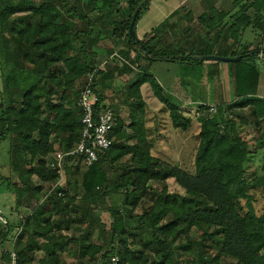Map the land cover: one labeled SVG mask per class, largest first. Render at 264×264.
<instances>
[{"label": "trees", "instance_id": "1", "mask_svg": "<svg viewBox=\"0 0 264 264\" xmlns=\"http://www.w3.org/2000/svg\"><path fill=\"white\" fill-rule=\"evenodd\" d=\"M100 1L88 0L80 5L81 0H0L3 70L0 142L10 138L11 156L26 160V164L15 163V167L19 166L16 168L21 185L1 173L0 185L7 183L15 190L16 207H20L25 197H32L49 183L44 200L20 219L21 230L14 246L16 259L13 261L8 251L4 252V257L10 264H68L66 248L75 243L78 264H114L112 258L115 256L119 257L117 264H135L145 252L146 257L152 259L151 264H264V206L258 214L250 194L252 187H262L264 191V165L263 172L252 182L246 174L249 156L264 148V97L258 94V83L254 84V80L240 73L235 75L239 63L231 62L236 79L234 95L242 103L221 101L214 113L208 112L207 103L197 105L201 127L194 174L152 155L146 138L145 101L141 91V86L149 83L155 96L169 110L173 127L188 129L192 119L163 87L151 66L160 61L202 64L201 56L214 51L220 56H241V62L253 54L264 55L262 49L234 47L247 27L264 30V0H235L230 11L210 8L209 13L197 19L206 33L204 37L197 35L198 47L190 53L180 48L172 50L166 44L168 21L152 31L155 36L149 37V34L139 39L135 33L129 38V26L136 9L140 8L137 23L151 0H128V15L122 21L111 19L115 0ZM104 7L107 13H101ZM26 11L28 14L15 17ZM176 14L178 10L171 17ZM75 18L83 26L73 24ZM100 19L112 23V35L125 40V49L120 52L129 59L134 54L141 67V72L128 82L122 94V99L138 107L139 112H131L129 126L133 131L127 133L121 117L107 104L115 114L114 140L83 173L84 194L77 201L67 189L59 187V171L47 163V157L56 149L69 150L82 137V114L76 100L86 84L87 75L94 73L93 91L97 96L94 107L98 111L106 104L105 93L99 88V77L113 74L114 70H130L117 65L107 72L96 66L91 48L101 35L92 39L91 32ZM230 43L233 45L229 46ZM144 59L150 66L140 65ZM257 74L254 71V77ZM60 91L61 97L56 98ZM235 106L251 107V114L261 127L258 137L245 138L240 123L227 116L228 109ZM129 139L134 143H126ZM128 154L132 156L131 162L125 167L130 169L122 172L119 178L110 176L112 164ZM33 176L41 183L33 180ZM168 178H175L185 194L169 193ZM150 180L159 182L162 188L149 191ZM120 187L127 189L124 205L109 206L112 219L109 230L100 229V241H88L93 223H99L100 227L106 224L95 213L96 206L105 203L109 194ZM147 198L151 205L135 214L134 210ZM82 223L86 227L79 235L62 234V227L70 230ZM11 228L8 221L4 224L0 221L1 240L8 237ZM194 228L198 236L195 240L191 238ZM107 236L110 243L105 240ZM131 238L141 248L131 247ZM210 246L216 251L208 255L205 248ZM193 248L197 249L198 256L182 257L183 250ZM40 249L45 253L35 261Z\"/></svg>", "mask_w": 264, "mask_h": 264}, {"label": "rangeland", "instance_id": "2", "mask_svg": "<svg viewBox=\"0 0 264 264\" xmlns=\"http://www.w3.org/2000/svg\"><path fill=\"white\" fill-rule=\"evenodd\" d=\"M18 2L19 0H14ZM55 1V0H54ZM74 1V0H73ZM88 1V0H87ZM100 0H96V2H99ZM166 0H160V2H164ZM170 2H173L174 0H169ZM235 0H218L220 2V5L225 8H229L231 6V3ZM101 4V1L99 5ZM28 14L24 12H19L15 14V17H22L23 15ZM187 11L186 9H181L177 16L173 17V23H177L178 25L175 27L178 32H183L181 30L185 25L190 24L193 25V23L188 22L186 17ZM184 16V17H183ZM186 27V26H185ZM198 28V26H195ZM136 34H140L141 30L138 26V28H135ZM111 34V33H110ZM170 36V37H169ZM166 36L165 40L170 43V47L173 48L171 40V35ZM174 36V35H172ZM123 46V43H121ZM119 42L112 41L109 37L108 39L104 38L103 42L100 44V46H96V49L94 50V58L96 59V66L102 68L103 70L107 71L109 69H112L113 67H118L120 69L129 68L130 70H127L128 73L132 75L133 79L139 72H141V67L139 66L138 62L136 63V58L134 54H132V58L129 59L125 55H123L120 50L122 48L120 47ZM233 45L232 43L229 44V46ZM237 49H247L256 51L258 49L264 50V30H256L253 27H247L242 35L240 36V39H238V42L235 43ZM113 51V52H112ZM114 53L119 54L121 57H118L117 55H113ZM255 55V56H254ZM235 57V56H234ZM264 55L262 53L260 56H257L256 54H253L252 56H247L244 61L236 60L232 62L239 63L236 69V64H234V74L240 73L242 77L248 76V78H251L250 80H254L258 83V86L264 87ZM134 58V59H133ZM2 62V56H1V45H0V79L3 80V70L1 67ZM228 65V64H227ZM127 66V67H126ZM152 72L159 78L164 80L165 76H172L174 74L173 71L169 72L167 68V62H154V64L151 66ZM226 69V70H225ZM224 72L219 73L216 71L215 68L206 67L201 64L193 65V73L190 74L191 79L193 80L192 84L188 87V94L193 100H197L200 103L205 102L207 104H215L217 105L218 102H221L220 99L224 97L225 103H242L241 99H237L234 95V88L236 84L235 76L233 75V69L225 68ZM115 71L113 74L109 73L106 76H100V85L99 88H101L104 93L108 94L114 93L117 88H121L120 85L124 82L123 78L121 82L117 84L116 77L114 76ZM254 71L258 72V74L254 77ZM118 74H123V72L117 71ZM186 75V72L184 73ZM111 75V76H110ZM259 76V77H258ZM125 78V77H124ZM0 80V82H1ZM3 83V82H2ZM81 87V84L79 85ZM184 87H187L184 85ZM126 86L121 90V93L119 92L117 96H119V102H114L112 97L114 96H108V104L112 105V107L117 109L116 113L118 116L121 117V119L124 122V128L127 133H132V128L129 126L131 123V112H139L138 107L134 106L132 107L130 104H128L126 101L122 99V94L125 91ZM170 88V87H168ZM3 91L0 87V94ZM142 91V90H141ZM264 92V88L262 90ZM144 93V95H143ZM150 94L155 96L151 86L149 83H147V86H145L142 95L143 99L145 101V118H146V127H147V135L146 138L149 140L150 146L152 145L151 153L154 157H158L159 159L165 161L166 163H169L171 165H176L180 169H183L185 171H188L192 174L196 172V165H195V156L196 152L199 146L200 138H199V132L201 127V122L199 120V115L201 114L200 111L196 109V105L191 106H182L181 108L184 111V114L189 116L192 121L191 125L188 129L183 130L181 128L179 129V132H177V136L173 134V125L172 121L169 116V110L167 109L166 105L161 101V104L158 100L151 99ZM170 94V93H169ZM62 91H60L56 98L61 97ZM1 97V96H0ZM156 97V96H155ZM157 98V97H156ZM223 99V100H224ZM154 101H158L157 105L153 104ZM107 102H105L107 104ZM127 103V104H126ZM199 105V104H197ZM156 106V107H155ZM187 107V108H186ZM156 108L154 110V116L153 117H147L150 113V109ZM251 107L245 106L244 108L235 106L231 109H228L226 112L228 117L235 118L240 123V131L242 135L245 138H252L258 137L260 135V126H258L255 122V119L253 118L251 114ZM155 119V120H154ZM151 137V138H150ZM171 137V138H170ZM133 141V139L127 140V142ZM11 145V139L8 138L6 140H3L0 142V173L3 176H7L11 179L13 183L17 182L19 185H21V180L19 176V172L17 168L15 167V163L18 161L19 164L22 162H25L23 157L17 156H11L9 149ZM166 146V147H165ZM163 149V150H162ZM154 150L155 153H154ZM162 150V151H158ZM59 151L56 149L54 153L49 154L47 157V163L51 162L55 158V153ZM131 155L128 154L124 156L122 159L115 161L112 165L113 169H111L108 173L110 176H113L114 178H119L120 174L122 172H127L130 168L125 167L127 163L131 162ZM16 158H19L17 160ZM26 164V162H25ZM178 164V165H177ZM111 165V164H109ZM124 165V166H123ZM263 165H264V148H259L257 152L252 153L246 163V174L248 176V180L252 182V179L260 175L263 172ZM122 166V167H121ZM87 169L86 166H84L80 161L77 160H68L66 162V165L64 166V169L62 170V173L59 174V187H62L63 189H67V193L71 196L76 197V200L79 201L81 196L84 194V188H83V173ZM33 180H35L37 183H41V180H39L36 176H33ZM166 185L169 193L172 194H185V189L180 186L175 178H168L166 180ZM49 183H45V188L40 192H35L32 197L24 198V202L20 207H16V194L15 190L10 187L7 183H3L0 185V208L2 211V215L4 216V213H10L9 215L15 216V214L11 213H17L19 218H21V215L25 217L27 213H31V211L39 204L41 201L44 200L45 194L48 191ZM162 188V185L155 181L150 180L149 181V191L150 190H156L159 191ZM101 191H104V188L101 187ZM127 189L120 187L118 190H113L109 196L105 199L106 202L99 204L95 208V213L100 215V219L104 221L106 224L102 227L99 226V223H93L92 228L89 231L90 238L88 241H95L98 242L101 240L99 231L100 229L107 231L110 228V221H112L109 215L108 207L114 206V207H121L124 205L123 200L125 196V192ZM250 194L252 196V203L257 211L258 214H260L263 211L264 206V191L262 187H252L250 189ZM50 195V194H49ZM155 196V194H154ZM243 203H246V200H243ZM151 205V200L148 198L143 201L135 210L134 213H142L146 207H149ZM14 218V217H13ZM15 219V218H14ZM13 219V220H14ZM17 221V219H16ZM16 224V223H15ZM86 224H81L79 226H72L75 227L70 231H66L63 233V235H70L72 233H77L78 235L81 233L83 227ZM196 228H194L193 232H191V238L193 240L196 239ZM17 235L19 233V230H17ZM13 232L9 233V237L11 238ZM16 237V235H15ZM105 240H107V243H110L109 236H107ZM16 240V239H15ZM104 240V241H105ZM132 238L130 239V245L134 248H141V245L139 243H133ZM138 242V241H136ZM9 246V245H8ZM4 247L0 248V264H10V260L6 257H4ZM75 249L76 244L71 243L66 248V253L68 256L66 257V260L68 264H78L79 259L78 255H75ZM207 254H214L216 249L213 247H207L205 248ZM182 252V251H181ZM11 253L12 256V252ZM13 253H15L16 259V252L13 250ZM45 252L43 250H38L35 254V261L39 260V258L42 257V255ZM183 256L182 257H195L198 256V251L196 248L190 249V250H183ZM147 253L145 252L140 260L135 261V264H151L152 259L146 257ZM66 256V255H65ZM13 257V256H12ZM14 263V262H13Z\"/></svg>", "mask_w": 264, "mask_h": 264}, {"label": "crops", "instance_id": "3", "mask_svg": "<svg viewBox=\"0 0 264 264\" xmlns=\"http://www.w3.org/2000/svg\"><path fill=\"white\" fill-rule=\"evenodd\" d=\"M87 0H81V2H78L80 5L85 4L84 2H86ZM128 0H115L112 4H113V9L114 11L111 13V19L114 20H125L127 18L128 15ZM98 6V5H97ZM234 7L233 2L231 3V6L229 8H225L222 7L220 5V2H218V0H212L211 2H204L203 0H174L173 2H170L169 0H166L164 2H160V0H151L150 5L148 10H146L141 18L137 21L135 28H140L141 33L138 35L137 37L139 39H145L147 37V35L150 34L149 37L155 36V33H153L152 31L160 26L162 23L164 22H169V26L167 27V36L171 35V41L173 48L170 47V43L166 42L167 45H169V47L172 50L175 49H183L186 53H190L192 52L193 49H195L197 44V42H195V39L197 38V35L200 34V36L205 35L206 30L204 29V26L200 25L197 21L198 17H200L203 14H207L209 13L210 8H218L219 10H225V11H230L232 10ZM111 8V7H110ZM181 9H186L187 11V15L184 18H187L188 22L193 23V25L187 24L185 25L181 30H183V32H178L176 30V26L178 25L177 23H173V17H171V14L174 11L178 10V13L180 12ZM101 13H107L106 12V8H102L101 9ZM251 14L254 13V11L251 10L250 12ZM178 14H176L175 16H177ZM174 16V17H175ZM73 24H77L78 26H83L81 21H79L78 19H73L72 20ZM195 26H198V28H196ZM112 23L107 21L105 19V21L103 19H100L99 21L95 22V26L94 29L92 30V39H95L97 36L101 35L99 42L94 45L91 50L92 53H94V50L96 49V46H100V44L103 42V39L108 37L114 41V42H119V45L121 43H123V46L121 44V48L125 49V40L123 39H119L117 37H114L112 35ZM189 29V30H188ZM188 30V31H186ZM111 33V34H110ZM174 35V36H172ZM170 37V36H169ZM202 37V38H203ZM200 46V45H199ZM234 47H236V45H234ZM217 55L214 52L210 53V54H206V55ZM94 55V54H93ZM95 56V55H94ZM264 58V57H262ZM160 62H167V66H169V68H167V70H169V72L173 71L174 74L172 76H165L164 80L162 81L161 78L158 77L160 83L163 85V87L177 100L180 102V104L182 106H191L192 105H196L200 104L199 101L197 100H193L190 95L188 94V87L192 84L193 80L191 79V76L189 77L190 74L188 73H193L192 69H193V65L189 64V63H178V62H173V61H160ZM232 61L229 62H225V61H215V60H204V62L201 64L203 66L206 67H211V68H215L216 71H218L219 73L224 72L225 68L230 69L231 63ZM228 64V65H227ZM140 65L143 67H148L150 66V62L146 59L142 60L140 62ZM226 70V69H225ZM118 70L115 71L114 76L116 77V82L117 84L119 82H121L122 78H123V83L120 85L121 88H117V90L111 94H108V96H114L112 97L114 102H119V96L118 93H121V90H123V88L128 84V82L131 80L132 75L128 72H124L123 74H118L117 72ZM186 72V75L184 74ZM111 76V75H110ZM125 77V78H124ZM1 80V79H0ZM119 81V82H118ZM184 85H186L187 87H184ZM145 86H147V83L143 84L141 86V90L143 92ZM0 87L1 90L3 89V83L2 80L0 82ZM170 87V88H168ZM264 87L258 86V94L262 97H264V92H262ZM107 93H105L106 96V100L105 102H107L108 96L106 95ZM144 95V93H143ZM150 98L154 99V100H158V98H156L155 96H153L152 94H150ZM224 97H222L220 99V101H225ZM159 101V100H158ZM158 101H154L153 104L157 105ZM109 102V101H108ZM107 102V104H108ZM160 102V101H159ZM201 103H205V102H201ZM219 103V102H218ZM161 104V102H160ZM72 105L74 106V104L72 103ZM156 107V106H155ZM154 110H156V108L150 109V113L147 117H153L154 115ZM117 111V109H116ZM155 120V119H154ZM173 130V134L175 136H177V132H179V129L177 128H172ZM151 138V137H150ZM171 138V137H170ZM151 140V139H149ZM128 144H133V141L130 142H126ZM166 147V146H165ZM151 149H152V145H151ZM163 150V149H162ZM162 150H158V151H162ZM156 150H154L155 153ZM84 190V189H83ZM1 209V208H0ZM10 213H4L5 216V220L6 222L8 221L11 225V232H13L11 238H6L4 240H1L2 235L0 234V248L4 247L5 251L8 252H12L14 250V246H15V239L17 237V230H19V225H20V219L17 213H11V214H15L16 217L13 215H9ZM30 213H27L25 216L29 215ZM22 216V214H20ZM15 219H14V218ZM24 217V216H22ZM14 219V220H13ZM17 219V221H16ZM2 224H4L5 222H1ZM16 223V224H15ZM63 229L62 234L66 231H70L72 230V228L70 230L65 229L64 227H62ZM16 235V237H15ZM71 235V234H70ZM2 241V242H1ZM9 245V246H8ZM13 259V257H12Z\"/></svg>", "mask_w": 264, "mask_h": 264}, {"label": "built area", "instance_id": "4", "mask_svg": "<svg viewBox=\"0 0 264 264\" xmlns=\"http://www.w3.org/2000/svg\"><path fill=\"white\" fill-rule=\"evenodd\" d=\"M113 55L121 57L117 53ZM94 83V73H89L86 84L81 89L76 100V106L82 114L81 122L83 124V133L80 141L67 151H57L54 155L55 158L50 162V166L58 169L59 174L62 173L68 160L80 161L86 167L92 165L99 159L100 154L109 149L113 143L114 138L112 137V132L116 122L115 114L107 104L102 109L95 110L94 105L97 102V96L93 91ZM208 106L210 107L208 110L210 113H214L217 110L215 104H208ZM197 107L196 109L199 111ZM58 194L61 195L60 192ZM22 218L24 217L21 216ZM0 221L6 222L1 209ZM12 256L15 258V253H12ZM112 261L114 264H117L119 257H113Z\"/></svg>", "mask_w": 264, "mask_h": 264}, {"label": "water", "instance_id": "5", "mask_svg": "<svg viewBox=\"0 0 264 264\" xmlns=\"http://www.w3.org/2000/svg\"><path fill=\"white\" fill-rule=\"evenodd\" d=\"M140 12V8L138 7L132 17L130 26H129V38L132 37L133 34H135V25H136V20H137V15ZM242 57L241 56H235V57H231V56H220V55H203L201 56V60H215V61H225V62H229V61H236V60H240ZM178 165V164H177Z\"/></svg>", "mask_w": 264, "mask_h": 264}]
</instances>
